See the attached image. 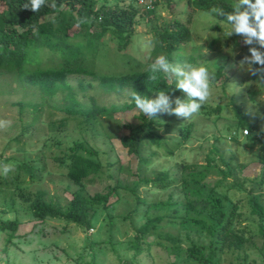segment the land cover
<instances>
[{
	"label": "rangeland",
	"instance_id": "374dc122",
	"mask_svg": "<svg viewBox=\"0 0 264 264\" xmlns=\"http://www.w3.org/2000/svg\"><path fill=\"white\" fill-rule=\"evenodd\" d=\"M116 3L124 8L129 4L135 6L139 11L138 23L127 28L132 32V41L123 50H119L118 39L111 31L103 36L95 59L97 73L121 74L148 68L155 61L153 54L158 48V31L172 26L178 19L188 26L189 39L170 53L169 62L204 64L210 71L222 69L223 75L213 83L210 100L192 119L184 121L175 115L158 116L155 122L163 144H146L142 156L149 158V162L140 165L139 157L128 155L121 145L113 119L135 122L132 110L119 109L112 118L104 115V125L97 120L86 121L81 115L66 112L62 90L42 98L27 90L25 82L0 74V85L8 84L0 86V122H5L0 126V177L6 176L9 180L10 185L4 189L15 190L13 208L7 204L6 196H0V214L2 218L20 222L13 234L9 229L0 230V264H85L93 255L96 264L124 261L129 264H196L189 257L188 248L192 242L208 244L209 238L199 223L183 221V218L199 214L198 210H190L187 202L205 197L216 180H220L216 184L218 193L226 194L231 202H239L234 227L246 239L241 248L225 249L217 264H264V233L260 231V219L251 213L249 202L251 193L261 192L264 204V185L254 187L251 181L261 170L262 150L248 127L236 129L240 117L233 105L240 104L247 121L264 131V84L239 64L245 55H250L248 46L239 35H223L230 27L227 22L209 16L207 10L190 8L186 0H159L151 13H145L135 0H97L95 8ZM96 28L99 30L98 24L92 30ZM81 82L85 88L80 87ZM68 83L85 106H90L92 97L108 108H120L130 102L129 89L106 91L92 75L72 74ZM20 101L38 103L39 109L35 111L27 106L21 110ZM189 122L193 123L190 139L175 147L181 139L178 127ZM246 128L251 139L243 135ZM236 130L241 135L233 139L230 136ZM76 140L96 149L103 163L101 176L93 183H87L85 191L88 194L105 193L115 185L119 187L118 194L110 198L116 200L114 204L108 209H99L91 228L56 217L38 219L28 208V202L18 194L20 189L26 192L42 190L48 201L65 207L72 192L80 186L68 178L66 166L60 165L55 158L65 156ZM168 149H173V153ZM209 155L215 158L212 161L215 166L209 168L205 183L185 187L182 180L205 165ZM28 159L39 167L35 177L17 167L18 163ZM4 166L10 168L7 174L3 173ZM229 169L230 174L226 177L219 172H229ZM161 171H167L178 182L166 188L152 182L141 183L136 193L147 202L170 200L171 203L164 207H148L146 203L135 209L137 200L130 190L134 182L145 178L152 180ZM17 173L20 189L13 181ZM231 202L227 201V205ZM199 205L196 202L198 208ZM146 209L147 213H144ZM157 215L163 216L161 223L144 237L141 241L143 251L135 256L131 241L135 239L137 228L147 218ZM10 234L13 236L11 241ZM171 236L178 237V241L174 242ZM174 246L177 253L173 251Z\"/></svg>",
	"mask_w": 264,
	"mask_h": 264
},
{
	"label": "trees",
	"instance_id": "16d2710c",
	"mask_svg": "<svg viewBox=\"0 0 264 264\" xmlns=\"http://www.w3.org/2000/svg\"><path fill=\"white\" fill-rule=\"evenodd\" d=\"M27 2L28 0H0V74H6L20 82H25L27 90L33 91V95L38 94L42 98L54 96L57 91L62 90L65 92L64 109L66 112L81 115L86 121L97 120L104 125L102 119L104 115L112 118L113 113L119 109L132 110L136 119L135 122L120 121L113 118L119 131L118 138L128 155L139 157V164L148 163L149 158L142 156L144 146L146 144L162 146L163 144V138L156 127L155 120H148L136 108L131 98L130 102L120 108L116 106L108 108L100 105L94 97H92L90 106H85L79 101L76 90L68 83V78L72 74H87L97 77L100 87L106 91L127 88L129 89L128 95L134 90L143 96L152 98L157 91L163 90L171 99H184L182 91L175 88V83H169L163 72L156 73L157 79L150 80L149 76L152 73L148 70L149 67L121 74H99L96 72L95 59L98 56L101 39L108 31H111L118 39L119 50L125 49L132 41V32L128 31L127 28L138 23V9L132 4L124 8L119 6L118 3L112 6L103 4L96 9L97 0H47L46 5L35 13L22 8L23 4ZM53 2L56 4L55 8L51 7ZM158 2L159 0H155V4H158ZM186 3L194 10L209 11L213 7H221L226 12H230L234 0H186ZM154 9L143 11L151 13ZM81 18H87L88 22L77 26V22ZM217 18L227 22L223 18ZM96 24H98L99 30L97 28L92 30ZM173 25L158 31V48L153 54V59H156L161 53L167 59H170V53L177 50L181 43L188 41V26L182 24L178 19H175ZM216 27L219 28L218 24ZM159 49L164 51L160 52ZM215 73L216 80H219L223 75V70L218 69ZM6 85H8L7 82L0 86L5 87ZM80 87L85 88L82 82ZM18 104L21 110L27 106L33 107L35 111L39 109V104L31 101H20ZM233 105L240 117L236 129L239 131L241 128L248 127L260 142L262 150L260 154L262 160L261 170L251 181L254 187H261L264 185V131L258 125L250 124L247 121L245 111L240 104L234 103ZM202 107L204 108L205 105ZM178 130L181 139L174 144L175 147H179L190 139L193 123L181 124ZM237 130L230 136L231 138L237 139L241 135ZM241 133L243 134V132ZM243 135L247 136L248 134ZM17 136H14V138H17ZM247 139H251V136H247ZM168 151L173 153L174 150L168 149ZM98 154L96 149L76 140L69 147V151L66 152L65 156L55 158L60 165L66 166L68 178L80 186L72 192V197L65 207L53 201H48L42 190L36 192L21 190L19 173L13 179L14 185L20 189L19 196L25 202H28V208L38 219L44 220L48 217H56L68 223L91 228L93 227L92 219L99 209H108L114 204L116 200L111 201L110 198L112 195L118 194L119 188L115 185L105 193L96 192L94 194H88L85 191L87 183H93L102 174L103 163ZM214 159L210 155L207 156V163L199 166L198 170L191 171L189 178L182 180L183 185L189 187L196 183L204 184L209 168L215 166L212 164ZM17 167L31 177H35V170L39 168L32 165L31 159L18 163ZM230 170L229 172L219 170V172H222L226 177L230 174ZM150 182L166 188L178 181L171 177L167 171L159 172L152 180L147 178L136 180L133 187L130 188L135 193L137 200L135 209L146 203H148V207H164L171 203L170 200L155 203L147 202L136 193L141 183ZM219 182L220 180H216L213 183V187L210 188L205 197L188 200L187 202L189 209L198 210L199 214L184 217L183 221L199 223L200 229L205 231L209 238L208 244L192 242L189 246L188 255L193 258V262L196 264H217L218 258L225 249L241 248L246 242L244 236L234 227L240 208L239 202H231L226 194L218 193L216 184ZM8 184L9 180L6 176L0 177V196H6L7 199L5 198V200H9L7 204L13 208L15 190L4 189ZM261 199V192H253L250 194L249 202L251 213L256 214L260 219V231L264 233V204ZM227 201L231 202L229 206ZM196 202L200 203V208L196 206ZM144 213H147V209ZM162 219L163 216L161 215L149 217L137 228L135 239L131 241L132 247L135 249V256L143 251L141 241L152 229L159 226ZM19 223L18 219H5L0 214V230L9 229L13 234L18 230ZM12 234L9 237L10 241L13 238ZM170 238L174 242L179 239L173 236ZM173 251L177 253L176 246L173 247ZM85 264H96L95 256L93 255L92 260ZM120 264L129 263L124 261Z\"/></svg>",
	"mask_w": 264,
	"mask_h": 264
},
{
	"label": "clouds",
	"instance_id": "9594fccd",
	"mask_svg": "<svg viewBox=\"0 0 264 264\" xmlns=\"http://www.w3.org/2000/svg\"><path fill=\"white\" fill-rule=\"evenodd\" d=\"M47 0H28L23 9L39 12ZM51 7L55 8V2ZM209 16L223 18L230 26L223 33L225 37L239 35L243 43L248 46L250 55H245L239 64L252 76H256L264 84V0H234L232 11L226 12L221 7H213L207 13ZM87 18H81L77 26L86 23ZM207 50V49H206ZM152 75L150 80L157 79L156 73L163 72L169 83H175V88L182 91L184 99L173 101L163 90L155 93L154 98H148L132 90L129 95L148 120H156L159 115H175L185 120L192 119L199 114L212 96V86L216 80L215 71H210L204 64L190 63L174 64L166 56H158L148 69ZM173 103L175 107H173ZM5 122H0L3 126ZM10 171L3 167V173Z\"/></svg>",
	"mask_w": 264,
	"mask_h": 264
},
{
	"label": "built area",
	"instance_id": "2783aa9c",
	"mask_svg": "<svg viewBox=\"0 0 264 264\" xmlns=\"http://www.w3.org/2000/svg\"><path fill=\"white\" fill-rule=\"evenodd\" d=\"M135 2L137 3V5L145 11H149L155 8L156 4H155V0H135ZM245 134L249 133L248 128H246L244 130Z\"/></svg>",
	"mask_w": 264,
	"mask_h": 264
}]
</instances>
